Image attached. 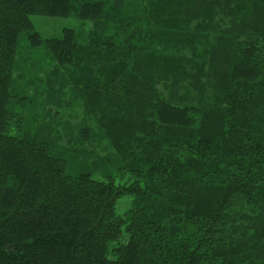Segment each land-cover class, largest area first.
I'll list each match as a JSON object with an SVG mask.
<instances>
[{
  "label": "trees",
  "instance_id": "obj_1",
  "mask_svg": "<svg viewBox=\"0 0 264 264\" xmlns=\"http://www.w3.org/2000/svg\"><path fill=\"white\" fill-rule=\"evenodd\" d=\"M0 264H264V0H0Z\"/></svg>",
  "mask_w": 264,
  "mask_h": 264
},
{
  "label": "rangeland",
  "instance_id": "obj_2",
  "mask_svg": "<svg viewBox=\"0 0 264 264\" xmlns=\"http://www.w3.org/2000/svg\"><path fill=\"white\" fill-rule=\"evenodd\" d=\"M32 20L34 23V31L39 32L43 39L59 36L62 34V31L66 28L75 29L77 31H83L86 33L89 30L90 23L88 21H84L80 19L79 17L72 15L70 17H57V16H47V15H33ZM25 41L22 45V49L25 48ZM41 52V51H40ZM25 59V58H23ZM26 67V65H24ZM29 69V67H28ZM24 70V69H23ZM24 79H20V85L22 81L24 80H30L32 79V76L29 71L26 72V69L24 70ZM34 91V90H33ZM32 91V92H33ZM69 111H66L64 114V118H70L69 117ZM83 110L81 108L77 109V116H72L71 120L72 122H77V120H80L83 116ZM64 119V120H65ZM131 197H123L120 199L117 210L119 213L123 212L129 205L131 201Z\"/></svg>",
  "mask_w": 264,
  "mask_h": 264
}]
</instances>
